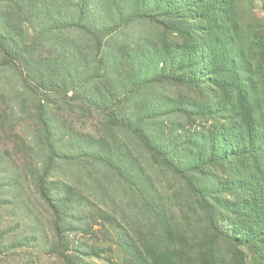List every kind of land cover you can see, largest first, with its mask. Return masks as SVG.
Returning <instances> with one entry per match:
<instances>
[{
	"label": "trees",
	"instance_id": "trees-1",
	"mask_svg": "<svg viewBox=\"0 0 264 264\" xmlns=\"http://www.w3.org/2000/svg\"><path fill=\"white\" fill-rule=\"evenodd\" d=\"M256 1L0 0V210H12L0 214V263L39 247L30 192L58 220L68 210L72 198L60 194L71 186L52 179L66 163L108 168L163 214L147 172L120 141L126 136L180 177L205 213L211 234L200 260L173 264H264V22ZM138 25L156 34L136 35ZM6 73L17 82L12 90ZM166 84L184 91H158ZM59 100L102 115L106 136L69 132L55 115ZM220 241L230 259L216 249ZM129 249L137 264H164ZM61 253L84 264L68 245Z\"/></svg>",
	"mask_w": 264,
	"mask_h": 264
},
{
	"label": "rangeland",
	"instance_id": "rangeland-1",
	"mask_svg": "<svg viewBox=\"0 0 264 264\" xmlns=\"http://www.w3.org/2000/svg\"><path fill=\"white\" fill-rule=\"evenodd\" d=\"M261 3L256 1L253 9L264 22ZM135 32L136 35L156 34L148 25H138ZM10 74H4L1 80L4 87L12 90L17 87V82ZM158 91L175 96L184 89L166 84L158 87ZM76 105L59 100L55 106L57 119L69 132L83 137L106 136L104 117ZM179 119L189 129L185 118ZM22 121L19 126L21 136L30 140L32 125L25 119ZM209 135L212 143L217 145V133L209 132ZM120 141L129 144L147 172L161 200L163 214L153 213L145 201L108 168L89 162L66 163L55 171L52 179L67 183L76 194L61 192L60 197L72 198L68 210L58 220L44 201L30 192L29 199L40 220L36 229L40 235L39 247L8 256L6 264H67L61 256L65 245L84 264H137L130 252V244L137 245L149 260L157 258L164 264L200 260V252L211 232L205 213L198 208L185 183L156 162L135 138L122 136ZM1 212L10 215L12 210L3 208ZM25 226L29 230L35 229V223L31 221ZM215 247L224 258H231L233 251L227 243L220 241L217 245L215 242Z\"/></svg>",
	"mask_w": 264,
	"mask_h": 264
}]
</instances>
